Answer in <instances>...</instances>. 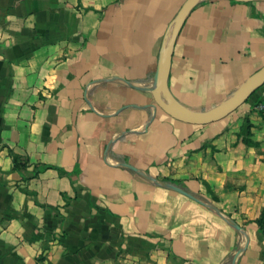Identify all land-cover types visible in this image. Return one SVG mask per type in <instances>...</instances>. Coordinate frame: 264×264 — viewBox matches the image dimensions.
<instances>
[{
	"label": "crops",
	"instance_id": "1",
	"mask_svg": "<svg viewBox=\"0 0 264 264\" xmlns=\"http://www.w3.org/2000/svg\"><path fill=\"white\" fill-rule=\"evenodd\" d=\"M186 1L0 0V242L45 220L74 264H264V86L208 125L143 90ZM263 66L264 2L200 0L169 87L207 112Z\"/></svg>",
	"mask_w": 264,
	"mask_h": 264
},
{
	"label": "water",
	"instance_id": "2",
	"mask_svg": "<svg viewBox=\"0 0 264 264\" xmlns=\"http://www.w3.org/2000/svg\"><path fill=\"white\" fill-rule=\"evenodd\" d=\"M200 0H187L178 12L173 28L171 31V36L168 42V45L164 49L161 60L155 76V87L154 88H144V91H147L153 95L156 107L162 109L170 117L192 125H208L211 123L218 122L235 111H237L242 105H244L251 96L264 86V66L259 69L256 73L250 76L241 89L224 105L207 111V112H197L191 109H188L182 106L173 96L170 87H169V77L171 73L173 51L177 41V38L183 28V25L187 19L189 13L193 10L196 4ZM237 2H257L264 0H232ZM147 179L155 182L169 190L176 191L178 193L192 197L184 190L165 182H160L157 179L144 175ZM215 211L221 215V211L217 208L212 207ZM235 227L239 228L235 225ZM243 250L239 251L238 255L242 253Z\"/></svg>",
	"mask_w": 264,
	"mask_h": 264
},
{
	"label": "rangeland",
	"instance_id": "3",
	"mask_svg": "<svg viewBox=\"0 0 264 264\" xmlns=\"http://www.w3.org/2000/svg\"><path fill=\"white\" fill-rule=\"evenodd\" d=\"M252 107L253 111L260 113L254 104ZM20 165L23 167L26 164L21 162ZM38 222L35 221V225H38ZM42 223V227L34 228V231L41 235L36 236L32 243L19 245L11 242L9 238H3V242H0V264H74V259L65 258L69 255L67 250L58 252V247L63 245L61 238H63L64 232L62 230L58 232L56 229L50 236V243L45 244V220ZM21 248H23V252L20 253ZM101 262L104 264L105 261ZM83 264H90V262L86 260L83 261Z\"/></svg>",
	"mask_w": 264,
	"mask_h": 264
},
{
	"label": "trees",
	"instance_id": "4",
	"mask_svg": "<svg viewBox=\"0 0 264 264\" xmlns=\"http://www.w3.org/2000/svg\"><path fill=\"white\" fill-rule=\"evenodd\" d=\"M13 163H14V168L16 170H19V158L15 155H12ZM43 169H48L51 168L50 166H42ZM37 173V172H36ZM257 224L259 226V229L264 232V212L262 213L261 217L257 220Z\"/></svg>",
	"mask_w": 264,
	"mask_h": 264
},
{
	"label": "built area",
	"instance_id": "5",
	"mask_svg": "<svg viewBox=\"0 0 264 264\" xmlns=\"http://www.w3.org/2000/svg\"><path fill=\"white\" fill-rule=\"evenodd\" d=\"M254 105H255L257 111H259L264 117V99L259 100Z\"/></svg>",
	"mask_w": 264,
	"mask_h": 264
}]
</instances>
